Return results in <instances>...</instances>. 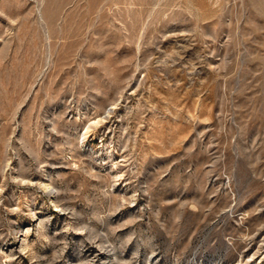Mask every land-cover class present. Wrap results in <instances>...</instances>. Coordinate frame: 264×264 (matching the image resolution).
Masks as SVG:
<instances>
[{"label": "rangeland", "instance_id": "rangeland-1", "mask_svg": "<svg viewBox=\"0 0 264 264\" xmlns=\"http://www.w3.org/2000/svg\"><path fill=\"white\" fill-rule=\"evenodd\" d=\"M0 264H264V0H0Z\"/></svg>", "mask_w": 264, "mask_h": 264}, {"label": "bare ground", "instance_id": "bare-ground-1", "mask_svg": "<svg viewBox=\"0 0 264 264\" xmlns=\"http://www.w3.org/2000/svg\"><path fill=\"white\" fill-rule=\"evenodd\" d=\"M18 175V174H17ZM21 178H24V176H21ZM50 184H45V187H49ZM50 190V189H49ZM48 191V190H47ZM49 192V191H48ZM56 192V191H55ZM58 193V192H57ZM53 194V193H52ZM58 196V195H57ZM56 198V197H54Z\"/></svg>", "mask_w": 264, "mask_h": 264}]
</instances>
